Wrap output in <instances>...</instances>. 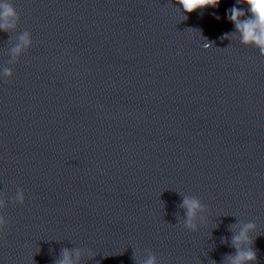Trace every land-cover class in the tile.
<instances>
[{
	"label": "clouds",
	"instance_id": "obj_1",
	"mask_svg": "<svg viewBox=\"0 0 264 264\" xmlns=\"http://www.w3.org/2000/svg\"><path fill=\"white\" fill-rule=\"evenodd\" d=\"M220 0H176V4L182 6L185 13H193L197 10L205 9L207 7H217ZM237 4L248 5V13L246 16L243 9L233 6L230 9L228 19L234 24L235 31L239 33L240 42L244 45H252L259 49L260 55L264 56V0H236ZM244 17V19H241ZM218 18V17H217ZM20 16L16 11L14 5L10 0H0V31L9 32L14 30L19 23ZM227 38V35L224 37ZM20 43L12 49L14 56L20 55L22 50L30 47L31 38L29 32H24L19 37ZM211 42L205 44V48L211 47ZM3 75L11 77L12 73L9 69H5ZM25 200L23 190L17 191L15 202L23 204ZM7 203L4 199H0V209H4ZM181 208L185 210V227L195 231L196 224L194 220L198 211H202V205L196 198L183 197ZM5 217L0 214V233L3 232L6 226ZM255 228V224L249 223L245 225L239 234L232 237V245L236 249L235 255L228 256V264H248L256 260V252L252 249V239L249 236L250 230ZM79 251H76V256L79 257ZM89 255H93L89 253ZM54 264H74L72 253L65 248L61 251V258L54 262ZM143 264H157L155 256H149Z\"/></svg>",
	"mask_w": 264,
	"mask_h": 264
}]
</instances>
